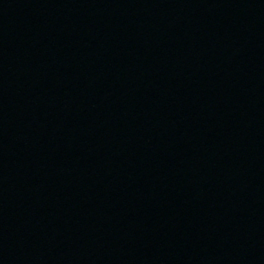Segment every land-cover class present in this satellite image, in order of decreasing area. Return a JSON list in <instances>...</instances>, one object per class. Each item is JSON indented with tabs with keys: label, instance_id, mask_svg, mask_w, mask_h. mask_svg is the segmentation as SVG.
<instances>
[{
	"label": "water",
	"instance_id": "water-1",
	"mask_svg": "<svg viewBox=\"0 0 264 264\" xmlns=\"http://www.w3.org/2000/svg\"><path fill=\"white\" fill-rule=\"evenodd\" d=\"M0 264H264V122L0 198Z\"/></svg>",
	"mask_w": 264,
	"mask_h": 264
}]
</instances>
